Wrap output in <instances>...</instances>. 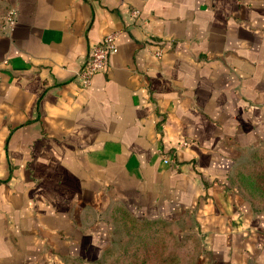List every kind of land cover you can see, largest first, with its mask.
Returning <instances> with one entry per match:
<instances>
[{
    "label": "crops",
    "instance_id": "0c3cea01",
    "mask_svg": "<svg viewBox=\"0 0 264 264\" xmlns=\"http://www.w3.org/2000/svg\"><path fill=\"white\" fill-rule=\"evenodd\" d=\"M8 7L0 264H98L117 206L185 217L199 262L264 264V211L229 178L264 147V0H0V17ZM111 30L116 51L83 85L75 72Z\"/></svg>",
    "mask_w": 264,
    "mask_h": 264
},
{
    "label": "rangeland",
    "instance_id": "374dc122",
    "mask_svg": "<svg viewBox=\"0 0 264 264\" xmlns=\"http://www.w3.org/2000/svg\"><path fill=\"white\" fill-rule=\"evenodd\" d=\"M2 17H0L1 19ZM237 165L243 185L253 194L256 207L264 210V147L252 150ZM118 207V206H117ZM122 209H115L114 241L104 251L98 264H208L197 259L199 239L186 218L181 222L156 219V223L141 225L142 219L130 212L136 221L128 220ZM155 220V219H154ZM198 260V261H197Z\"/></svg>",
    "mask_w": 264,
    "mask_h": 264
},
{
    "label": "built area",
    "instance_id": "2783aa9c",
    "mask_svg": "<svg viewBox=\"0 0 264 264\" xmlns=\"http://www.w3.org/2000/svg\"><path fill=\"white\" fill-rule=\"evenodd\" d=\"M133 14L137 13L136 9L132 10ZM15 24V11L12 7H8L5 9L2 17V21L0 24L1 29H11L13 25ZM118 34L117 30H111L107 31L104 34L101 35L99 40L95 43H93L90 47L89 54L87 55V58L85 59L82 66L77 69L75 72L76 76L80 79L81 83L83 85H86L90 81L91 75L101 69L106 62L107 56L110 53H113L116 51V36ZM160 48L153 49V53L155 55L160 54ZM3 61H5L3 59ZM186 141L182 140L179 142L180 145L185 144ZM159 154L161 155V160L164 163H174L175 158L173 156H170L167 153L162 152L161 150H158Z\"/></svg>",
    "mask_w": 264,
    "mask_h": 264
},
{
    "label": "trees",
    "instance_id": "16d2710c",
    "mask_svg": "<svg viewBox=\"0 0 264 264\" xmlns=\"http://www.w3.org/2000/svg\"><path fill=\"white\" fill-rule=\"evenodd\" d=\"M1 21H2V18L0 19V23H1ZM241 175H242V173L240 171L239 165H236L233 168V170L231 172V175L229 177L230 178V183L243 194V196L246 198V200L250 203V205L255 210H261V209H259V207L254 206V205L258 204V203H256L255 200H254V197L255 196H253V194L251 192H248L246 190V188H244V185H243V182H244L243 180L244 179H243V176H241ZM117 208L122 209V212L121 213L124 214V215H126V217L128 218V220L130 219L132 221H136V218L131 217L129 211H127L126 209L122 208L121 206L115 207L114 210L117 209ZM141 222H142L141 225L145 226L146 224H150L152 222L153 223H156L157 221H156V219L155 220L152 219L151 221L142 220ZM148 222H150V223H148ZM197 241H198V237H197ZM198 246L200 247L199 244H198Z\"/></svg>",
    "mask_w": 264,
    "mask_h": 264
}]
</instances>
